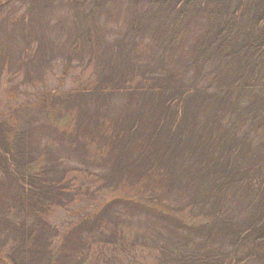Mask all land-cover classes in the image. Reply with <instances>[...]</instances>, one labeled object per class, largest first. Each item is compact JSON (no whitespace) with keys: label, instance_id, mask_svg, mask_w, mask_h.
<instances>
[{"label":"rangeland","instance_id":"rangeland-1","mask_svg":"<svg viewBox=\"0 0 264 264\" xmlns=\"http://www.w3.org/2000/svg\"><path fill=\"white\" fill-rule=\"evenodd\" d=\"M2 3L0 264H264V0Z\"/></svg>","mask_w":264,"mask_h":264},{"label":"trees","instance_id":"trees-1","mask_svg":"<svg viewBox=\"0 0 264 264\" xmlns=\"http://www.w3.org/2000/svg\"><path fill=\"white\" fill-rule=\"evenodd\" d=\"M3 5L2 0H0V9ZM37 170V166L34 164H28L21 168L22 174L24 176H31L35 171ZM129 197H132L131 194ZM135 200V198H132ZM126 240L124 238H120L117 240L116 244L111 247V250L106 253L104 256L100 253H93L95 256L97 255V258L104 257L106 258V264H156L158 263L156 260V256L154 253L150 252V254H144V253H136L133 251L129 246H127L128 243H125ZM121 250V252L119 251ZM126 251V252H125ZM124 253H127V255H124ZM94 256V255H93ZM227 261L222 258H214L212 262L214 264H224V262ZM98 262V260H97ZM160 264V263H159Z\"/></svg>","mask_w":264,"mask_h":264}]
</instances>
